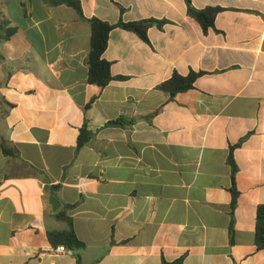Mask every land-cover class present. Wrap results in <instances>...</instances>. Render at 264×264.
I'll list each match as a JSON object with an SVG mask.
<instances>
[{
  "label": "crops",
  "instance_id": "1",
  "mask_svg": "<svg viewBox=\"0 0 264 264\" xmlns=\"http://www.w3.org/2000/svg\"><path fill=\"white\" fill-rule=\"evenodd\" d=\"M80 1L89 19L169 23L149 43L114 30L104 59L129 80L100 89L91 27L73 8L0 0V264H264V0H192L223 9L207 33L185 0ZM2 27L16 31L2 40ZM192 71L206 73L194 90L158 89ZM120 118L135 122L107 126ZM244 138L232 218L228 159ZM52 198L73 206L83 250L54 251L48 233L68 227Z\"/></svg>",
  "mask_w": 264,
  "mask_h": 264
},
{
  "label": "trees",
  "instance_id": "2",
  "mask_svg": "<svg viewBox=\"0 0 264 264\" xmlns=\"http://www.w3.org/2000/svg\"><path fill=\"white\" fill-rule=\"evenodd\" d=\"M51 6H68L73 8L79 15V17L86 21L91 27V47L87 59V65L89 69L88 73V83L97 86L100 89H105L113 81H127L128 77H115L112 75V64L104 59V54L108 49V44L110 41L111 33L116 29H121L128 31L137 35L144 42L149 43L148 32L153 26H157L163 29L168 21L159 20H141L133 22L119 21L116 24H111L102 21L98 18H86L83 13L82 4L80 0H45ZM188 6V15L200 24L203 31L207 33L210 29H215L216 18L223 11L221 8H206L203 10L196 9L192 0H185ZM122 11L123 8L121 9ZM5 32V36L2 40L10 39L16 29L2 27ZM205 72L196 73L192 71L187 76H182L175 72L172 77L158 86V89L168 93L171 98H175L178 94L187 93L194 90L197 80L204 76ZM88 105L90 108L94 101ZM134 120H126L125 118H120L116 121H112L107 124V126H119L125 127L134 124ZM92 133L88 130L87 123L81 129L80 136L78 139V149H82L91 139ZM247 138L242 139L237 145L231 147L230 156L228 159V164L232 169V182L233 187L231 189L232 193V205H231V216L234 217L235 210L238 206L239 192L236 188V176L238 173V167L234 160V151L241 147ZM4 155L8 157H15L16 152L9 148L6 141L1 144ZM57 189V188H55ZM54 189V190H55ZM73 208V206H66L64 209L58 211L55 214L57 220L65 222L67 224V230L64 231H50L48 233V239L52 246H64L70 251L79 252L83 250L86 245L78 238L73 218L67 214V210ZM230 236L231 242L234 241V223L232 221L230 225ZM256 244L259 248L264 249V205H261L257 210V222H256Z\"/></svg>",
  "mask_w": 264,
  "mask_h": 264
},
{
  "label": "water",
  "instance_id": "3",
  "mask_svg": "<svg viewBox=\"0 0 264 264\" xmlns=\"http://www.w3.org/2000/svg\"><path fill=\"white\" fill-rule=\"evenodd\" d=\"M51 205H52V208H53V211L55 213H57L59 210H60V207H61V204L60 202L58 201V199L56 198H52L51 201H50Z\"/></svg>",
  "mask_w": 264,
  "mask_h": 264
},
{
  "label": "built area",
  "instance_id": "4",
  "mask_svg": "<svg viewBox=\"0 0 264 264\" xmlns=\"http://www.w3.org/2000/svg\"><path fill=\"white\" fill-rule=\"evenodd\" d=\"M54 251L58 254H64L68 252V249L64 246H58Z\"/></svg>",
  "mask_w": 264,
  "mask_h": 264
}]
</instances>
